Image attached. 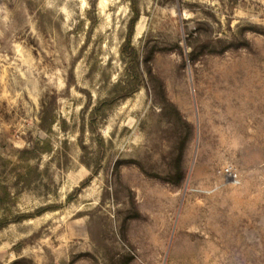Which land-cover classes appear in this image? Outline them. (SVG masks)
<instances>
[{
	"label": "rangeland",
	"instance_id": "374dc122",
	"mask_svg": "<svg viewBox=\"0 0 264 264\" xmlns=\"http://www.w3.org/2000/svg\"><path fill=\"white\" fill-rule=\"evenodd\" d=\"M0 185V264H264V0H0Z\"/></svg>",
	"mask_w": 264,
	"mask_h": 264
},
{
	"label": "trees",
	"instance_id": "16d2710c",
	"mask_svg": "<svg viewBox=\"0 0 264 264\" xmlns=\"http://www.w3.org/2000/svg\"><path fill=\"white\" fill-rule=\"evenodd\" d=\"M138 20H139V13L136 11L135 16L131 19L130 28L127 37L121 47V55L124 57V59L126 58V60H128L127 70H126L128 73V77H130V80L134 85L131 95L136 94L141 88L140 87L141 72L138 66V55L136 49L134 48V46H132V38L134 36V30ZM54 120L55 117H52L49 126L53 125ZM42 129L47 130L46 127L45 128L43 127ZM49 152L50 149H47L44 150L42 153H49ZM17 177H21L20 174H18ZM13 199L14 197L10 192L9 188L7 186L0 185V209H4L5 204L7 202L11 203ZM21 221H23V217H20L14 221H10L9 218H5L0 221V231L5 227H7L10 223H18Z\"/></svg>",
	"mask_w": 264,
	"mask_h": 264
}]
</instances>
